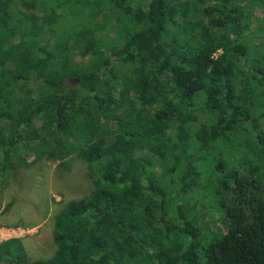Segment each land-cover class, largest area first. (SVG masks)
Wrapping results in <instances>:
<instances>
[{
  "label": "trees",
  "instance_id": "16d2710c",
  "mask_svg": "<svg viewBox=\"0 0 264 264\" xmlns=\"http://www.w3.org/2000/svg\"><path fill=\"white\" fill-rule=\"evenodd\" d=\"M14 1L0 0V199L19 172L74 158L91 190L53 214L51 256L9 239L0 264H264V0L80 15Z\"/></svg>",
  "mask_w": 264,
  "mask_h": 264
},
{
  "label": "rangeland",
  "instance_id": "374dc122",
  "mask_svg": "<svg viewBox=\"0 0 264 264\" xmlns=\"http://www.w3.org/2000/svg\"><path fill=\"white\" fill-rule=\"evenodd\" d=\"M53 5L63 4L72 8L73 15H80L84 9L90 5L101 8L103 0H46ZM93 2V4H91ZM14 11L23 10L22 6L15 0L12 4ZM102 28V27H101ZM101 28L92 31L95 37L102 42L104 30ZM18 33L22 32L17 29ZM93 34V35H94ZM88 33V36H91ZM87 38V34H79L78 39ZM252 64L253 61H248ZM67 80V83L72 84ZM73 158V157H72ZM42 166V167H41ZM34 166L28 172H19L16 182L8 181V187L0 199V210L7 202L13 205L7 212L0 214V242L10 238L21 239L25 244L30 255L34 258L49 257L53 254L52 243L50 240V230L52 228V217L62 206V203L72 199H79L90 192V186L86 180V168L83 163L73 159L68 163L69 171L63 167L58 168V163H50ZM88 191V193H86ZM86 193V194H85ZM80 196V197H79ZM79 197V198H77ZM204 221L209 223L213 229L215 237H219L226 232L225 227L220 223L214 225L208 217ZM21 230L15 234L8 233L7 229ZM28 230V232H24ZM15 236V237H14Z\"/></svg>",
  "mask_w": 264,
  "mask_h": 264
},
{
  "label": "built area",
  "instance_id": "2783aa9c",
  "mask_svg": "<svg viewBox=\"0 0 264 264\" xmlns=\"http://www.w3.org/2000/svg\"><path fill=\"white\" fill-rule=\"evenodd\" d=\"M21 229L20 228H17V229H7L6 231L8 232V233H12V234H15V233H17L18 231H20ZM24 232H28V230H25ZM15 237V236H14ZM10 239H16V237L15 238H10ZM9 240V239H8ZM6 241V240H5ZM3 242V241H2ZM1 243V242H0Z\"/></svg>",
  "mask_w": 264,
  "mask_h": 264
},
{
  "label": "water",
  "instance_id": "95a60500",
  "mask_svg": "<svg viewBox=\"0 0 264 264\" xmlns=\"http://www.w3.org/2000/svg\"><path fill=\"white\" fill-rule=\"evenodd\" d=\"M69 82H71L72 84H76L77 82H79V79L70 80Z\"/></svg>",
  "mask_w": 264,
  "mask_h": 264
},
{
  "label": "flooded vegetation",
  "instance_id": "af4514ba",
  "mask_svg": "<svg viewBox=\"0 0 264 264\" xmlns=\"http://www.w3.org/2000/svg\"><path fill=\"white\" fill-rule=\"evenodd\" d=\"M67 83V82H66Z\"/></svg>",
  "mask_w": 264,
  "mask_h": 264
}]
</instances>
